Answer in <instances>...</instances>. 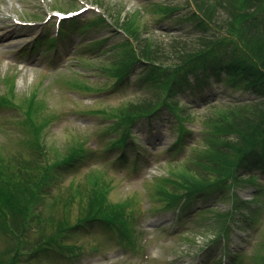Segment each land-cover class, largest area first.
<instances>
[{"label":"rangeland","instance_id":"374dc122","mask_svg":"<svg viewBox=\"0 0 264 264\" xmlns=\"http://www.w3.org/2000/svg\"><path fill=\"white\" fill-rule=\"evenodd\" d=\"M194 1L0 0V176L11 173L17 183L18 175H54L37 208L39 220H26L23 244L21 230L5 235L0 226V264L15 255L14 264H220L222 249L225 264H264L263 161L250 162L253 168L219 190L171 207L172 195L184 194L172 175L230 136L217 133L225 115L262 104L264 97L219 69L210 79L217 84L171 94L163 86L166 73L143 64L114 75V63L131 52L125 22L138 35L134 47L195 48L214 41L202 51L213 49L221 65L236 61L251 68L236 36L204 24ZM57 11L80 12L63 24L68 36L54 43ZM143 103L158 111L127 122L126 109ZM126 143L123 154L117 147ZM75 151L81 159L55 173L54 166ZM95 179L108 216L124 209L121 223L95 224L60 236L57 246H43L58 222L74 224L81 217L84 191ZM2 214L0 224L8 225ZM116 228L127 229L128 239L122 241ZM71 246L80 249L72 255Z\"/></svg>","mask_w":264,"mask_h":264},{"label":"trees","instance_id":"16d2710c","mask_svg":"<svg viewBox=\"0 0 264 264\" xmlns=\"http://www.w3.org/2000/svg\"><path fill=\"white\" fill-rule=\"evenodd\" d=\"M194 2L198 16L204 24L206 22L216 29L224 30L226 34L230 33L236 36L244 47L243 51L246 53V58L252 61L251 68L241 67L236 61L228 65H221L213 49L208 48L207 51H202L204 48L216 44L214 41L208 43L200 41L198 47L196 45L195 48L186 47V44L183 46L177 45L176 48L171 46V49H163L158 45L153 48L148 43L143 46L140 45V47L136 45V49L130 40L138 39V35L135 31L126 27L127 22H125L122 29L129 39L125 43L131 48V52L125 60L114 63L115 77L126 76L136 64H143L141 66L148 68L152 73L159 71L166 73L168 80L163 86L168 94H171L175 89L195 91L199 87L206 88L216 83V81L211 82L210 79L219 69L230 73L234 77L233 81H240L245 84L250 94L264 97L263 0H212L211 2L208 0H195ZM168 61H171V65H167ZM157 84L161 85L160 80L157 81ZM165 104L166 101L164 100L162 106ZM148 105L143 103L134 109L129 106L124 115L126 121L132 122L137 118L146 116L147 113L153 114L158 111L156 107L147 108ZM248 107L229 113L222 118L226 123L221 122L217 133L229 131L230 136L212 142L206 149L191 157L189 166H185L177 175H172V179H175L173 184L177 183L184 190L182 195H172L173 202L186 199L185 204H188L194 197L219 190V187H224L227 184L225 182L229 179L232 181L237 180L241 171L253 168V165V167L249 166L250 162L258 164L259 161H263L264 165V159L260 157V155H264V103ZM126 146L127 143L117 148H121L120 150L124 154L123 150ZM131 147H133V143H131ZM77 159L80 160L81 157L76 151L68 154L66 160L54 166V172L57 173L62 168L69 167L68 165ZM75 164L78 163L75 162ZM53 176L47 172L27 176L18 175L16 177L21 180L17 183H14L15 177L11 173L6 175L8 179L0 176V211L2 213L5 211L6 216L9 217V226L4 225L3 222L0 226L5 227V235L9 230L13 234L21 230L22 236L17 237L21 242L20 245L25 242L26 232H24V228L28 226L26 220H29L31 215H34V220H39L40 215L37 208L41 203L43 204L46 190L51 184L50 181H52L51 177L53 178ZM238 180L240 179L238 178ZM97 184L98 181L95 179L85 189L84 198L87 206L82 209L83 214L77 222L74 224H69L67 221L58 222L56 227L52 228L47 240L42 241L43 246H57L60 242V239H58L60 236L69 235L70 232L75 230L86 231L95 224L112 228L116 222L123 220V208H117L116 210L111 208L113 214L108 216L109 204L106 202L105 194H103L104 197L102 196ZM73 190L74 188L69 189L71 196ZM176 201L171 207L178 205ZM111 205L110 207H112ZM114 212L118 217H114ZM217 214L229 217V213L226 215ZM0 217L4 219L5 214L0 215ZM14 219H18V223H15ZM115 230L120 234L122 241L128 239L127 229L120 231L116 228ZM78 249L80 248L71 246V254L76 253ZM38 252L40 251L36 248L34 253ZM80 253L78 252V254ZM16 260L15 255L7 264H14Z\"/></svg>","mask_w":264,"mask_h":264}]
</instances>
